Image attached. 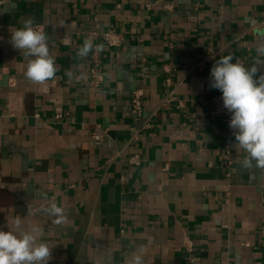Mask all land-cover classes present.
Masks as SVG:
<instances>
[{"label":"crops","instance_id":"0c3cea01","mask_svg":"<svg viewBox=\"0 0 264 264\" xmlns=\"http://www.w3.org/2000/svg\"><path fill=\"white\" fill-rule=\"evenodd\" d=\"M27 17L55 58L42 84L10 42ZM263 20L264 0H0V230L42 228L48 264H264V169L241 166L209 86L221 57L253 65ZM110 28L119 47L95 34ZM52 202L65 221L40 211Z\"/></svg>","mask_w":264,"mask_h":264},{"label":"clouds","instance_id":"9594fccd","mask_svg":"<svg viewBox=\"0 0 264 264\" xmlns=\"http://www.w3.org/2000/svg\"><path fill=\"white\" fill-rule=\"evenodd\" d=\"M48 39L45 30L31 17L23 20L22 27L11 30L10 42L25 53V76L33 83L42 84L57 72ZM98 48L102 50L103 46ZM92 50V41L86 39L78 55L86 57ZM255 51L257 59L251 67L239 60L233 62L232 55L215 61L209 86L222 93L223 106L231 114L229 128L233 130L235 145L246 154L241 166L264 169V59H260L264 57V40L258 42ZM40 211L56 223L66 220L65 209L55 202L43 205ZM42 237V228L26 227L21 217L13 218L7 231L0 230V264H48L51 248ZM142 257L143 252H136L128 264H143Z\"/></svg>","mask_w":264,"mask_h":264},{"label":"built area","instance_id":"2783aa9c","mask_svg":"<svg viewBox=\"0 0 264 264\" xmlns=\"http://www.w3.org/2000/svg\"><path fill=\"white\" fill-rule=\"evenodd\" d=\"M36 25L40 26L45 30L46 33V28L44 24L42 23H35ZM259 27L264 30V20L259 23ZM95 34L100 35L101 38L107 43L109 46L112 47H119L122 42H123V33L115 28H110L106 29L103 31H95ZM47 35V34H46ZM98 50L95 48L91 57L93 58V62L95 63V66L92 68V82L95 85H100L101 82L103 81L104 77L102 72L100 71L99 63H100V58L98 55ZM215 54H211V57H214ZM222 94L215 95L213 97V106L210 109L211 114L214 117L220 118L226 126L229 127V121L231 118V114L227 111V109L224 108L223 106V101H222ZM131 107L132 111L137 115L140 116L142 115L143 112V107H144V91L141 88H137L132 91L131 97ZM178 100L176 96L174 95L173 92L168 93L164 99L162 100V106L163 107H168L171 103L175 102ZM179 106L184 105L182 101H178ZM61 114H57L56 118H61ZM96 138H99V136H96ZM130 161L134 164H140L141 163V158L139 155H133L130 158Z\"/></svg>","mask_w":264,"mask_h":264}]
</instances>
